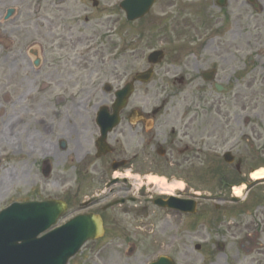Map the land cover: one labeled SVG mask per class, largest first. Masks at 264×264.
<instances>
[{"label":"flooded vegetation","instance_id":"flooded-vegetation-1","mask_svg":"<svg viewBox=\"0 0 264 264\" xmlns=\"http://www.w3.org/2000/svg\"><path fill=\"white\" fill-rule=\"evenodd\" d=\"M82 1L84 23L93 22L94 29L106 27L107 19L100 16L107 9L103 0ZM175 1L170 0V4ZM71 2L0 0V169L5 177L0 188L5 186L8 204L61 199L69 213L86 205L88 211L100 214L106 225L116 208L121 215L131 212V204L137 200L132 194L137 193V198L148 194L147 202L154 206L157 197L166 199L161 196L165 192L143 180L140 184V178L165 174L169 180L178 179L184 185L182 180L187 175L205 168L216 178L213 201L217 212L248 205L250 192L238 199L234 184L247 185L255 167L229 149L234 146L236 130L229 109L223 107L224 97L211 103H188L181 108L169 107L171 104L166 101L144 108L145 103L132 101L131 96L117 111V92L132 77L128 79L130 73L124 74L120 67L122 54L74 53L81 41L92 44L91 50L95 51L103 34L97 39V33L77 37L74 24L78 19L75 15L66 16ZM30 16L38 27H43L42 20L47 19L55 30L46 46L50 50L48 56L42 54L44 46L39 48L41 58L37 65L28 47ZM202 47L214 56V47L207 40ZM162 64L163 61L155 64L154 69ZM211 72L215 79L206 81ZM216 76L217 68L213 66L199 71L203 85L210 88L215 89ZM98 87L100 92L113 94L112 101L90 107L76 102L83 92ZM77 93L81 97L77 98ZM226 93L228 90L221 94ZM225 147L228 149L220 153ZM138 184L146 186L142 194ZM178 187L184 192L176 197L187 195L184 186ZM157 192L160 196H156ZM96 195L99 199H93ZM110 198L118 203L97 207ZM166 210L170 212L166 217L176 214L182 219L184 215ZM250 244L246 234L240 249H245V245L249 249Z\"/></svg>","mask_w":264,"mask_h":264},{"label":"rangeland","instance_id":"rangeland-1","mask_svg":"<svg viewBox=\"0 0 264 264\" xmlns=\"http://www.w3.org/2000/svg\"><path fill=\"white\" fill-rule=\"evenodd\" d=\"M30 1L36 3V0ZM119 1L103 0L107 9L96 15L107 19V26L94 29L93 22L84 23L85 3L72 0L66 16L75 15L78 19L74 24L76 36L83 38L97 33V39L100 33L103 34L102 43L95 46V51L91 50L92 44L81 41L83 43L75 46L74 53L122 54L119 64L124 74L130 73V79L134 67L141 70L147 66L146 55L152 49L163 48L167 55L164 63L149 84L136 89L132 101L145 103L144 108L163 101L169 102V107L177 105L181 108L188 103L202 100L211 103L215 98L224 97L223 107L229 109L236 130L234 146L229 149L235 150L237 157L244 156L251 166L264 164V0H257L262 5L260 11L247 0H228L226 7H220L216 0H176L177 5L175 2L170 4V0H157L149 14L133 24H128L124 13L117 9ZM28 21V47L44 46L42 54L48 56L50 50L46 46L50 45L54 28L47 19L42 20L43 27H38L33 19ZM166 23L169 26L163 29ZM204 23L206 26L202 28ZM38 31L43 39L38 37ZM34 39L36 41L32 42ZM206 40L214 47V56H211V50H203ZM210 66L217 68L216 78L227 86L228 93L219 94L203 85L199 71ZM109 71L108 68V74ZM240 71L243 76H239ZM180 76H184V83H174V78ZM100 90L98 87L83 92L82 97L77 93V98L81 99L76 102L90 107L97 102L112 101L113 94ZM227 149L225 147L220 153ZM203 170L207 169L187 175L186 180H182L184 185L179 184L181 180H169L165 174L158 173L147 174L139 182L148 183L149 178L157 177L161 182L155 186L152 182V186L158 191L175 185L184 186L189 196L212 193L216 189V178L214 173ZM3 189L5 186L0 188V207L9 200ZM261 190H264V184L253 189V196ZM245 193L242 190L238 195ZM254 199L252 197L245 207L240 205L234 211L226 212H217L208 202L199 206L194 215L182 219L176 214L166 217L163 209L148 202L132 203L131 212L126 215H121L116 208L107 220L106 237L88 242L69 264H149L160 255L172 257L177 264H264V206H261L264 199L259 204ZM248 233L257 234L250 244L255 248L248 251L251 255L240 249V241ZM217 242L225 243L223 251L217 249ZM256 242H261L262 247L257 248ZM131 244L134 252L128 257L125 251ZM196 244L201 245L199 251L195 250Z\"/></svg>","mask_w":264,"mask_h":264},{"label":"water","instance_id":"water-1","mask_svg":"<svg viewBox=\"0 0 264 264\" xmlns=\"http://www.w3.org/2000/svg\"><path fill=\"white\" fill-rule=\"evenodd\" d=\"M154 0H125L124 8L129 19L142 16L150 9ZM256 9L261 6L256 0H251ZM222 4H224L222 2ZM27 205L17 211L18 219L10 220L7 215L0 217V264H18L17 256L25 252L27 245L38 250L40 256H30L25 263L29 264H66L81 246L89 239H95L103 234L102 222L94 215L81 216L74 221L59 227L42 238L36 236L55 223L61 207L53 204L51 207ZM194 209L193 207L191 208ZM19 223V224H16ZM21 241V243H19ZM133 252L131 246L129 253ZM152 264H174L167 257H161Z\"/></svg>","mask_w":264,"mask_h":264},{"label":"bare ground","instance_id":"bare-ground-1","mask_svg":"<svg viewBox=\"0 0 264 264\" xmlns=\"http://www.w3.org/2000/svg\"><path fill=\"white\" fill-rule=\"evenodd\" d=\"M252 177L254 179L264 178V168H261V169H258L257 171H255L252 174ZM4 179H5V177H4V175H2V177H0V182L3 183ZM149 182H153V183L158 185L161 182V180H159L157 177H152V178H149ZM162 189H164V188H162Z\"/></svg>","mask_w":264,"mask_h":264}]
</instances>
